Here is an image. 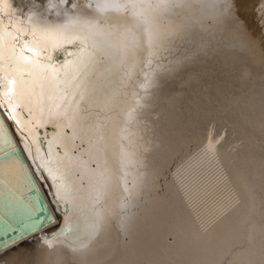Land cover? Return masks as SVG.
<instances>
[{"label":"bare ground","instance_id":"1","mask_svg":"<svg viewBox=\"0 0 264 264\" xmlns=\"http://www.w3.org/2000/svg\"><path fill=\"white\" fill-rule=\"evenodd\" d=\"M32 9L33 0H12L11 9L0 0V20L19 34L8 13L17 21ZM149 15L152 55L141 31V46L123 62L115 52L105 57L97 77L98 95L110 99L89 115L115 175L99 206L100 236L82 254L61 241L49 248L45 234L52 239L66 216L88 223V175L73 177L83 198L75 208L57 203L0 109L23 159L0 157V219L24 220L36 209L20 200L27 174L53 217L0 247V264H264V0H172ZM134 93L141 106L129 119ZM76 147L75 157L88 159V137Z\"/></svg>","mask_w":264,"mask_h":264},{"label":"snow or ice","instance_id":"2","mask_svg":"<svg viewBox=\"0 0 264 264\" xmlns=\"http://www.w3.org/2000/svg\"><path fill=\"white\" fill-rule=\"evenodd\" d=\"M11 9L12 0H5ZM172 0H33V9L19 20V34L6 28L0 20V72L9 77L0 79V101L8 119L21 138L38 172L46 173L57 203L72 204L83 199L76 195L75 180L88 175L87 199L91 216L87 224L78 215L66 216L63 227L53 232L45 243L54 247L65 243L71 253L82 254L100 236L105 217L100 203L107 195L114 178L104 149L97 147L99 125L91 122L89 110L94 105H107L110 98L98 95V79L105 57L118 53L121 62L140 45V32L148 36L152 55L150 12L167 7ZM57 53L63 60H57ZM152 63L149 58L147 64ZM147 66V65H146ZM147 78V73H146ZM148 84L142 85L147 87ZM135 107H140L134 93ZM51 129V131H48ZM88 137L92 151L88 159L75 157L76 141ZM42 143L44 147H42ZM13 147L5 121L0 118V149ZM211 149V146H209ZM15 153H4L5 158ZM124 161L128 154L122 153ZM122 191L130 195L134 186L122 164ZM127 201V195L122 198ZM123 207V205H122ZM49 216L45 224H51Z\"/></svg>","mask_w":264,"mask_h":264},{"label":"water","instance_id":"3","mask_svg":"<svg viewBox=\"0 0 264 264\" xmlns=\"http://www.w3.org/2000/svg\"><path fill=\"white\" fill-rule=\"evenodd\" d=\"M56 58L58 60L61 59V57ZM9 137L11 138L10 134ZM42 146L44 145L42 144ZM11 152L15 153L14 156L22 164L23 159L15 146L9 149H0V157L4 156V153ZM26 176L31 186L21 192L20 200L22 201L25 198H28V201H31L32 203H34V205H36V209L30 216L26 217V219L24 220L18 219L17 221H11L7 218H5V220L0 219V247H3L15 241L19 237L25 235L24 233H29V227L26 225L28 223H32L31 225H33V229H40L49 225L45 224V220L49 216H51L50 211L46 208L39 191L36 189L34 183L32 182V179L28 176V174Z\"/></svg>","mask_w":264,"mask_h":264}]
</instances>
